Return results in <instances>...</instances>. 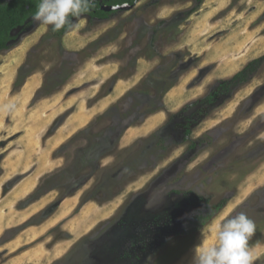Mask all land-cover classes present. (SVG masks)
Returning <instances> with one entry per match:
<instances>
[{
	"label": "rangeland",
	"instance_id": "1",
	"mask_svg": "<svg viewBox=\"0 0 264 264\" xmlns=\"http://www.w3.org/2000/svg\"><path fill=\"white\" fill-rule=\"evenodd\" d=\"M194 7L138 0L107 20L78 17L61 39L32 18L13 32L0 52V264H192L193 247L215 244L241 211L264 264V61L208 115L187 109L264 58V0H204L166 25ZM174 80L162 108L128 126L123 114L139 102L144 114ZM162 130L168 149L154 152L146 140ZM104 132L106 156L85 169Z\"/></svg>",
	"mask_w": 264,
	"mask_h": 264
},
{
	"label": "trees",
	"instance_id": "2",
	"mask_svg": "<svg viewBox=\"0 0 264 264\" xmlns=\"http://www.w3.org/2000/svg\"><path fill=\"white\" fill-rule=\"evenodd\" d=\"M194 1H195V7L192 10L184 13L183 16L181 15L177 16L170 23L163 22L162 24L166 23L168 27L171 25L173 26L174 29L177 28L175 23L177 22L178 24H180L182 22L181 17L191 16L192 14L197 12L200 9L201 5L204 3V0H194ZM38 3L39 0H7L5 2H0V52L9 49L12 46L15 40V36L13 35V32L16 29L25 27L28 24L29 19L32 18L33 15L35 14ZM137 3L138 0H94V3L92 4L90 11L82 13L80 16L84 15V16H89L91 19L107 20L108 18H110L112 15L116 14L119 11L105 12L102 9L103 6L105 5L118 6L124 4L135 6ZM80 16L70 17L69 19L75 22V20ZM70 30L71 29L66 26L60 31H53L51 27L48 36L50 38L61 39L66 34H68ZM263 61L264 58L251 61L242 71L237 73L232 78L218 83V85L215 86L204 99L191 103L187 107V109L189 108L191 109L199 106L197 108L196 113L201 114L202 116L208 115L209 113L208 111L214 109L216 102H218L222 97L229 98L235 90L249 83L258 73ZM176 83L177 80L171 81L169 83H166L165 81L163 82L160 81L156 86V90L159 93L154 98H150V97L148 98L147 103H151V104L149 106H145V108L146 107L147 108L151 107V108L145 109L144 114L141 113L142 109H137V107H139L140 105V102L139 104L137 103L138 105L135 104L136 107L135 106L133 107L134 109L136 108L135 110H131V109L128 110V115L127 112H125L122 117L126 118V120L128 118H132L131 117L132 115L136 119V121H133V123L130 122L128 126L143 121L148 114L154 113L156 110L162 108V103H161L162 99L160 97L163 94H165L167 91H169L172 87H174ZM164 84H166L165 87H163ZM156 104L159 106L156 109H154ZM183 112L185 111L183 110ZM112 115H115L114 117H117L119 115L117 106L112 108V110H110L109 112H107L104 115V117H108ZM173 118L176 117H172V119ZM185 127H186V131H185V136L183 138V142L188 141V139L192 134L191 124L187 123ZM164 131L165 130H162L160 132L158 131L152 137L146 140L147 144H150V150L155 152L159 150L168 149V147L164 144L165 140L168 139L166 135L164 136L165 134ZM96 138H98L96 139L98 140V143L95 144L96 146L94 147V149L90 150L87 156L84 158V162L88 164L84 168L85 169L93 168V171L99 167V160L102 157V154L103 156H106V152L102 151L104 144L102 145V147L101 145H99V141L103 139L107 140L106 133L104 132L102 134L100 133L96 134ZM196 145H197L196 142L192 143V147H195ZM96 190L98 191L102 190V183H100L97 186Z\"/></svg>",
	"mask_w": 264,
	"mask_h": 264
},
{
	"label": "clouds",
	"instance_id": "3",
	"mask_svg": "<svg viewBox=\"0 0 264 264\" xmlns=\"http://www.w3.org/2000/svg\"><path fill=\"white\" fill-rule=\"evenodd\" d=\"M93 3L94 0H39L32 19L44 26H52L53 31L66 26L74 29L76 24L69 18L90 11ZM14 109V104L4 106L6 112ZM254 231V221L245 212H238L216 226L215 244L193 247L192 264H253L248 240Z\"/></svg>",
	"mask_w": 264,
	"mask_h": 264
},
{
	"label": "water",
	"instance_id": "4",
	"mask_svg": "<svg viewBox=\"0 0 264 264\" xmlns=\"http://www.w3.org/2000/svg\"><path fill=\"white\" fill-rule=\"evenodd\" d=\"M135 6L124 4V5H118V6H110V5H105L102 7V9L105 12H111V11H130L134 8Z\"/></svg>",
	"mask_w": 264,
	"mask_h": 264
},
{
	"label": "bare ground",
	"instance_id": "5",
	"mask_svg": "<svg viewBox=\"0 0 264 264\" xmlns=\"http://www.w3.org/2000/svg\"><path fill=\"white\" fill-rule=\"evenodd\" d=\"M156 116H157V115H156ZM156 116H155V117H156ZM146 131H147V130H146ZM132 136H133V135H132ZM31 185H32V184H31ZM23 189H25V188H23ZM21 190H22V189H21ZM21 192H22V191H21ZM21 192H20V193H21ZM66 205H67V204H66Z\"/></svg>",
	"mask_w": 264,
	"mask_h": 264
},
{
	"label": "flooded vegetation",
	"instance_id": "6",
	"mask_svg": "<svg viewBox=\"0 0 264 264\" xmlns=\"http://www.w3.org/2000/svg\"><path fill=\"white\" fill-rule=\"evenodd\" d=\"M199 219L201 218V216L199 215V217H198Z\"/></svg>",
	"mask_w": 264,
	"mask_h": 264
}]
</instances>
